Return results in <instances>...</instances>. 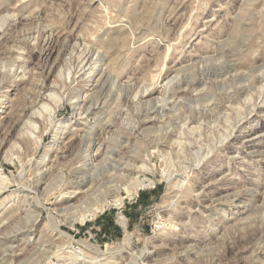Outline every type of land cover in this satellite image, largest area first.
Wrapping results in <instances>:
<instances>
[{
    "label": "rangeland",
    "instance_id": "obj_1",
    "mask_svg": "<svg viewBox=\"0 0 264 264\" xmlns=\"http://www.w3.org/2000/svg\"><path fill=\"white\" fill-rule=\"evenodd\" d=\"M74 262L264 264V0H0V264Z\"/></svg>",
    "mask_w": 264,
    "mask_h": 264
},
{
    "label": "bare ground",
    "instance_id": "obj_2",
    "mask_svg": "<svg viewBox=\"0 0 264 264\" xmlns=\"http://www.w3.org/2000/svg\"><path fill=\"white\" fill-rule=\"evenodd\" d=\"M8 20V19H7ZM2 28V27H1ZM32 38V37H31ZM73 46V45H72ZM86 47V46H85ZM166 51H167V49H166ZM169 51V50H168ZM25 52V51H24ZM75 53V52H74ZM80 54V53H79ZM81 55V54H80ZM87 56V55H86ZM201 58V57H200ZM208 58V57H207ZM85 59H86V57H85ZM100 61V60H99ZM82 62H84V61H82ZM87 62H88V60L86 61V63H85V65L87 64ZM92 63V62H91ZM219 66V65H218ZM217 66V67H218ZM84 67V66H83ZM86 68V67H85ZM221 68V67H220ZM91 69V68H90ZM163 69V68H162ZM187 69V66L186 67H184V71ZM215 70V69H214ZM221 70V69H220ZM183 71V68L181 67V70H178V72H176L174 75H172L170 78H167V79H165V82L162 84V88H163V91L165 90V92L168 94L169 92H172L171 91V89L173 88V89H175V88H177L179 91L177 92V93H184V92H186L187 91V89H189V91H193V90H195L193 87L194 86H198L199 84H200V86H201V82H198V78L199 77H197L198 75H204V77L206 76V80L209 78V76H211L212 75V73H211V71L208 69V68H206L205 66H201V67H197L196 69H193V72H191V75H189V79H187L184 75H185V73H183L184 72ZM8 72V71H7ZM223 73V72H222ZM217 75V74H216ZM104 76V75H103ZM202 77V76H201ZM114 78V77H113ZM112 79V78H111ZM198 79V80H197ZM201 80L203 79V78H200ZM260 80V79H259ZM200 81V80H199ZM112 82H113V80H112ZM108 83V82H107ZM203 84V83H202ZM246 88V87H245ZM203 89V88H202ZM241 90H244V89H241ZM191 91V92H192ZM196 91V90H195ZM191 92H190V94H191ZM194 92V91H193ZM240 92H238V94H239ZM185 94V93H184ZM203 94V93H202ZM205 95H206V93H204ZM181 95V94H180ZM183 95V94H182ZM177 96V95H176ZM185 96V95H184ZM167 97V96H166ZM178 97V96H177ZM180 97V96H179ZM182 97V96H181ZM188 97V96H187ZM201 97H203V96H201ZM170 98H171V96H170ZM192 98V97H191ZM233 98V97H232ZM246 98V97H245ZM184 99V98H183ZM196 99V98H195ZM195 99H193L194 101H195ZM202 99V98H201ZM175 100V99H174ZM232 100H234V99H232ZM158 101V100H157ZM169 101V100H168ZM185 101V100H184ZM181 102V101H180ZM156 103V102H155ZM175 103H177V102H175ZM186 103V102H185ZM189 103V102H188ZM187 103V104H188ZM195 103V102H194ZM146 104V103H145ZM165 104V103H164ZM250 105V104H249ZM164 106H162V108L161 109H164L163 108ZM185 107V106H184ZM196 107V106H195ZM42 108L43 109H47L46 108V106H42ZM215 108V107H214ZM234 108V107H233ZM190 109V108H189ZM193 109V108H192ZM207 109H209V108H207ZM49 110V109H48ZM198 110V109H197ZM212 110H213V108H212ZM216 110H217V107H216ZM219 110V109H218ZM45 111V110H44ZM163 111V110H162ZM161 111V112H162ZM209 111V110H208ZM233 111V110H232ZM160 112V111H159ZM217 112V111H216ZM39 113V112H38ZM197 113V112H196ZM195 113V114H196ZM203 113V112H202ZM213 112H211V114H212ZM189 114V113H188ZM216 114V113H215ZM197 115H198V113H197ZM203 115V114H202ZM192 116H193V114H192ZM191 116V117H192ZM196 116V115H195ZM210 116V115H209ZM221 116V115H220ZM177 117V116H176ZM194 117V116H193ZM202 117V116H201ZM205 117H207V115L205 116ZM147 118V117H146ZM146 118H144V119H146ZM190 118V117H189ZM197 118H198V116L196 117V118H192V119H185L186 121L185 122H183V128H185L187 131H189V130H192V129H194V125H195V123L197 122ZM151 119V118H150ZM200 119V118H199ZM198 119V120H199ZM225 120V119H224ZM34 124V123H33ZM137 124V123H136ZM199 124V123H198ZM197 125V124H196ZM200 125V124H199ZM136 126V125H135ZM197 127V126H196ZM195 127V128H196ZM199 128H201L200 126H199ZM131 129V128H130ZM182 129V128H181ZM133 130V129H132ZM200 130V129H199ZM173 132V131H172ZM181 134V133H180ZM183 134V133H182ZM185 135V134H184ZM33 136V135H32ZM87 137V136H86ZM121 137V136H120ZM124 137V136H123ZM32 138V137H31ZM33 139V138H32ZM111 139V138H110ZM125 139V138H124ZM112 140H113V138H112ZM125 141V140H124ZM114 142V141H113ZM90 144H91V142H90ZM147 145V144H146ZM86 146H87V144H86ZM122 146H123V144H122ZM122 146H119V147H121L120 149H122ZM174 147V146H173ZM89 145L86 147V149H84V152H88L89 151ZM106 148H107V146H106ZM118 148V147H117ZM124 149V148H123ZM189 149V148H188ZM107 151H106V157L104 158L105 159V165L103 164V167L105 168V169H107V170H114L115 172H120L121 173V171L120 170H128L129 169V172H130V174H133V172H134V170H136L137 168H136V166H132V167H130V168H128V167H126L125 166V163H122L124 160H122L121 158V160H122V162L120 161H118V162H116V163H114V161H113V158H115V156L119 153V150L118 149H113V148H107L106 149ZM185 150V149H184ZM152 151V150H151ZM83 152V153H84ZM177 152V151H176ZM182 152V151H181ZM209 152V151H208ZM130 153V152H129ZM128 153V154H129ZM88 154V153H87ZM138 155H140V154H138ZM120 156H121V154H120ZM126 156V155H125ZM124 156V157H125ZM167 156V155H166ZM127 157H131V156H127ZM133 157V156H132ZM135 157V156H134ZM136 158V157H135ZM138 158V157H137ZM104 159H103V162L102 163H104ZM117 159V158H116ZM126 159V158H125ZM136 162L138 161L139 162V159H134ZM173 161V160H172ZM127 162H129V160H127ZM135 162V163H136ZM132 163V162H131ZM139 164V163H138ZM132 165V164H131ZM134 165V164H133ZM86 166V165H85ZM143 167V165H142V163H141V168ZM140 168V169H141ZM144 168V167H143ZM142 170V169H141ZM137 171V170H136ZM79 172V171H78ZM128 173V172H127ZM118 174V173H117ZM123 174V173H122ZM126 174V173H125ZM124 174V175H125ZM121 175V174H120ZM130 176H132V175H130ZM168 177H170V176H168ZM123 178V177H122ZM126 178V177H125ZM124 178V179H125ZM165 178H167V177H165ZM80 181V180H79ZM135 181V183L134 184H132L131 185V187L129 188V187H127V188H125L124 189V191L126 192V193H130L131 191H134V190H137V189H139V188H141V187H143V185H144V181L143 180H138V179H135L134 180ZM169 181H170V179H169ZM123 182V181H122ZM88 183V182H87ZM86 184V182L84 183V185ZM123 184V183H122ZM89 188V187H88ZM113 188V187H112ZM117 188H115V190H116ZM177 190H179V189H177ZM139 191V190H138ZM87 192V191H86ZM113 193L111 194L112 196L111 197H113L112 198V200L110 201V202H105V204H104V206H106L107 204H110L111 202H112V204H114V205H117V204H121V198L119 197V195L115 192V191H112ZM102 203V202H101ZM83 204V203H82ZM99 204V203H98ZM81 205V204H80ZM99 206V205H98ZM68 209H73V210H75L73 207H69ZM103 209V206L102 207H95V209H92L91 211L89 210V213L88 214H86L84 217H82V219H81V223L83 224V223H85V221L86 220H89V218L90 217H93V216H95V214L97 213V212H99L100 210H102ZM75 220V219H74ZM71 221V220H70ZM72 222V221H71ZM126 242V241H125ZM127 243V242H126ZM128 244V243H127ZM74 252V251H73ZM76 256V255H75ZM78 256V255H77ZM76 256V257H77ZM57 257V256H56ZM74 264H75V262H74Z\"/></svg>",
    "mask_w": 264,
    "mask_h": 264
},
{
    "label": "crops",
    "instance_id": "obj_3",
    "mask_svg": "<svg viewBox=\"0 0 264 264\" xmlns=\"http://www.w3.org/2000/svg\"><path fill=\"white\" fill-rule=\"evenodd\" d=\"M120 231L119 225L112 220L110 213L98 215L79 228V232L88 233L91 236H99L100 234H102L101 236L104 234L112 235V233L117 234Z\"/></svg>",
    "mask_w": 264,
    "mask_h": 264
}]
</instances>
